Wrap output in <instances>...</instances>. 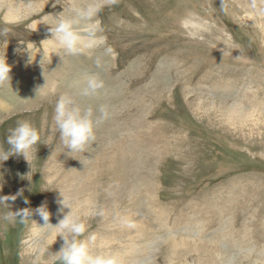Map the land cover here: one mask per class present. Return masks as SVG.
Segmentation results:
<instances>
[{"label": "rangeland", "instance_id": "rangeland-1", "mask_svg": "<svg viewBox=\"0 0 264 264\" xmlns=\"http://www.w3.org/2000/svg\"><path fill=\"white\" fill-rule=\"evenodd\" d=\"M27 2L0 0V26L12 28L0 36L11 66L0 145L25 119L41 140L30 163L0 162V195L24 189L0 207V264H60L63 239L41 228L38 212L28 222L3 217L46 205L55 226L61 193L90 216L93 251L118 252L124 264H264V0H226L227 10L221 0H117L100 16L114 50L100 67L103 48L68 56L49 39L51 14L73 0ZM188 9L209 22L203 40L178 29ZM85 73L105 88L82 103H106L112 117L86 152L69 153L54 105ZM120 214L136 226H121Z\"/></svg>", "mask_w": 264, "mask_h": 264}, {"label": "clouds", "instance_id": "clouds-1", "mask_svg": "<svg viewBox=\"0 0 264 264\" xmlns=\"http://www.w3.org/2000/svg\"><path fill=\"white\" fill-rule=\"evenodd\" d=\"M116 3L117 0H73L67 11L62 9L51 14L52 20L47 23L50 26L49 39L68 56H79L103 48V54L95 58V64L100 67L103 56L114 55L113 48L107 45L105 28L100 16L106 6ZM25 5L31 8L30 0ZM221 8L227 10L226 0H221ZM176 24L188 40L198 41L203 40L209 22L200 12L188 9L177 18ZM11 32L10 26H0V36H9ZM10 72L11 66L7 63L6 56L0 55V86L10 84ZM104 88L105 81L98 73H85L56 99L54 130L58 133L62 146L70 150L69 153L86 152L96 141L98 128L112 117L111 108L106 103L98 106L82 103V100L97 97ZM40 140L41 130L30 120L17 121L15 127L8 130L5 141L7 148L0 145V162L8 160L13 155H22L30 163L29 155L35 151ZM23 191L24 189H21L12 196L0 195V207L9 206L8 201H14L17 196H22ZM61 196L63 198L58 200L60 205L58 212L62 218L55 226L49 223L50 213L46 205L35 210L31 208L9 210L3 218L5 220L19 218L21 222H28L33 212H38L45 222V226L41 228L51 226L58 229L59 237L63 239L60 250L55 254L60 264H124L118 252L93 251L96 235L86 236L90 227L88 223L90 216L82 214L62 193ZM24 202L27 204V199ZM95 214L103 216L105 212L100 209ZM117 219L123 227L136 226L126 214L118 215Z\"/></svg>", "mask_w": 264, "mask_h": 264}, {"label": "bare ground", "instance_id": "bare-ground-1", "mask_svg": "<svg viewBox=\"0 0 264 264\" xmlns=\"http://www.w3.org/2000/svg\"><path fill=\"white\" fill-rule=\"evenodd\" d=\"M17 3H18V2H17ZM16 10H17V9H16ZM16 10H15V11H16ZM9 12H10V13H14V14L16 15V13H15L14 11H12V9H11V8L9 9ZM16 17H17V16H16ZM52 45H53V44H52ZM54 46H55V45H54ZM54 48H56V47H54ZM48 49H53V46H52V47H50V46H49V48H48ZM50 51H51V50H50ZM227 109H228V108H226V107H225V109H224V110H227ZM72 155H73V154H72ZM138 255H139V252L137 253V257H138ZM138 258H139L138 260L140 261V260H141V258H142V256H140V257H138ZM139 261H138V262H139ZM133 262H135V260H134V259H133Z\"/></svg>", "mask_w": 264, "mask_h": 264}]
</instances>
